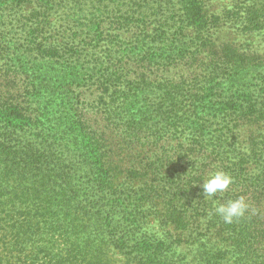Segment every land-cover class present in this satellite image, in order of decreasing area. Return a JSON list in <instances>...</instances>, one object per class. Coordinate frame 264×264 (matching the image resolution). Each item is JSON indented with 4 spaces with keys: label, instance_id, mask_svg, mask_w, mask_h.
I'll return each mask as SVG.
<instances>
[{
    "label": "trees",
    "instance_id": "obj_1",
    "mask_svg": "<svg viewBox=\"0 0 264 264\" xmlns=\"http://www.w3.org/2000/svg\"><path fill=\"white\" fill-rule=\"evenodd\" d=\"M71 1L4 0L0 25L7 9L17 11L15 7L21 6L22 17H13L26 33L23 47L27 48L24 53L21 49L20 55L74 56V47L64 53L47 48L43 35L51 12L77 5V0ZM105 1L102 5L109 11L126 7L125 12L137 13L135 8L143 7L141 0ZM168 4L174 6L171 0ZM203 7V0L181 1L184 20L200 32L210 23ZM8 53L0 41V264H181L174 246L197 243L209 234L206 242L214 235L218 243L202 250L204 264H227L231 248L241 254L243 264H264V174L252 180L245 172L250 162L259 161L264 169L259 157L264 140L252 137L248 150L234 140L242 124L262 127L264 110L252 103L244 111V101L230 100L224 120H231L219 128L215 141L199 139V128L190 132L193 137H185L187 129L175 123L176 118L181 119L176 111L185 107L188 112L191 107L199 110L210 100L209 94L197 97L193 92L196 82L182 79L170 83L164 100L174 111L168 119L171 126L164 131L155 121L146 131L150 140L138 133L127 139L117 135L119 139L113 140L99 124H94V129L88 123L82 91L69 94L65 86L59 91L64 94L59 99L62 104L55 110L41 92L44 85L24 73L26 92L21 98L13 96L12 87L17 86L26 66L13 62ZM220 56L227 67L240 68L236 56L227 49H222ZM86 73L84 88L99 90L104 104L105 91L122 86L107 78L100 81L95 68ZM217 85L219 80L204 88L212 94ZM200 127L205 128L203 124ZM133 138L146 142L135 148ZM143 144L153 145L152 152ZM217 170L229 174L233 181L222 195L214 196L217 204L243 196L249 207L231 224L224 223L215 214V207L211 208V218L201 228L197 202L189 205L199 197L196 191L201 176Z\"/></svg>",
    "mask_w": 264,
    "mask_h": 264
},
{
    "label": "rangeland",
    "instance_id": "obj_2",
    "mask_svg": "<svg viewBox=\"0 0 264 264\" xmlns=\"http://www.w3.org/2000/svg\"><path fill=\"white\" fill-rule=\"evenodd\" d=\"M3 1L0 0V7ZM19 1L22 0H15ZM181 1L171 0L174 5L171 6L168 0H141L143 7L135 8L137 13L125 12L126 7L109 11L102 5L107 3L105 0H77L75 6L54 9L49 16L50 23L43 30L44 43L47 42V48L60 49L61 53L68 47H74V56L65 54L64 58L52 53L20 55L21 49L24 53L27 48L23 47L27 44L26 33L13 17H22V9L18 10L21 6L15 7L17 11L7 9L4 19H1L0 41L8 48V58L26 66V70L23 69L22 75L18 76L20 80L17 86L11 88L12 95L23 97L26 92L24 86L27 85L24 73H29L36 84L44 85L41 92L48 97V101H52L55 110L62 104L59 99L64 95L59 91L67 86L69 94L82 91L86 105L81 101L76 105L85 107V116L92 128L97 127L94 124H99L113 140L118 138L117 135L121 138L126 136L127 139L135 133L150 140L151 135L146 131L152 123L159 121L157 128L164 131L171 126L168 119L174 111L164 105L170 83L182 79L194 81L197 89H193V92L197 93V97L209 94L210 102L199 110L192 107L189 112L187 107L177 110L181 119L176 118L175 123L187 129L185 137H193L190 132L199 128L197 134H202L199 139L215 141L219 128L231 120L230 117L224 120L230 100L244 101V111L252 103L259 111L264 110V0H203V10L210 22L205 32H200L184 20ZM224 48L236 56L239 69L227 67L222 61L220 52ZM92 68L96 69L100 81L105 82L107 78L118 85L122 83L121 87L115 86L105 91V104L100 100L102 93L99 90L83 86L88 80L86 71ZM233 77L237 78L236 82L232 81ZM211 79L219 80L212 94L204 88L213 86L215 81L207 82ZM136 83H139V89H136ZM118 118H129V121L120 122ZM114 123L120 125L116 127L120 130L119 134L112 125ZM260 127L242 124L236 129L234 140L241 142L244 150H248L252 137H257L258 142L264 140V124ZM119 141L125 143L124 139ZM139 141L133 138L132 146L140 148V143L146 142L142 139ZM143 145L152 152L153 145ZM227 157L230 160L229 154ZM259 157L264 161V150ZM263 170L259 161L250 162L246 165V178L253 180L262 177ZM207 176L208 173L201 176L196 191L199 197L192 199L189 205L197 202L202 214L199 217L201 228L211 218L210 209L217 205L214 196L203 195L202 184ZM202 202L207 208L204 211L206 214L202 213ZM209 235L197 243L174 246L173 251L181 264H204L201 261L202 250L216 242L213 235L210 243H207ZM261 248L264 253V242ZM228 252L227 264H243L244 259L234 248Z\"/></svg>",
    "mask_w": 264,
    "mask_h": 264
},
{
    "label": "clouds",
    "instance_id": "obj_3",
    "mask_svg": "<svg viewBox=\"0 0 264 264\" xmlns=\"http://www.w3.org/2000/svg\"><path fill=\"white\" fill-rule=\"evenodd\" d=\"M232 182V177L224 171L210 172L203 180V195L208 197L215 196L217 193L222 195ZM248 207L245 198L240 196L229 199L226 203H218L215 206V214L220 216L224 223L231 224L234 220L243 217Z\"/></svg>",
    "mask_w": 264,
    "mask_h": 264
}]
</instances>
